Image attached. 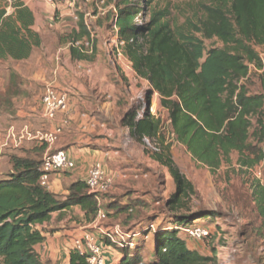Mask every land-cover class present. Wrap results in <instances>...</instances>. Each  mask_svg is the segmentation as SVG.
<instances>
[{
    "label": "trees",
    "instance_id": "1",
    "mask_svg": "<svg viewBox=\"0 0 264 264\" xmlns=\"http://www.w3.org/2000/svg\"><path fill=\"white\" fill-rule=\"evenodd\" d=\"M173 1L177 2L178 16L172 11ZM9 8L14 9L12 14H8ZM115 9L112 21L119 41L124 43L123 55L135 73L150 83L152 90L147 97L159 95L176 141L213 175L224 164L232 163L233 153L238 154L240 169L260 167L264 93L250 94L245 81L251 66L264 75V61L256 51L264 47V0H117ZM145 12L148 21L140 25L139 17ZM34 22L33 13L20 0H0V60H26L41 47L40 35L32 30ZM77 27L61 37V43H71L73 60L92 61L97 53L95 42L91 55L74 46L90 41L91 31L84 18ZM213 40L222 46L207 49L205 41ZM139 110L129 109L122 127L128 128L138 143L161 136V120L150 109L138 119ZM165 151L169 153L170 146ZM42 156L41 151L25 157L11 153V171L0 180V264H51L36 248L44 241L38 227L50 222L55 212L78 206L85 220L93 223L100 210L107 217L129 215L140 206L118 199L125 195H112L105 211L100 199L112 191L97 197L90 194L85 181L70 184L62 201L40 183ZM164 163L176 186L166 203L172 214L170 226L146 229V223L139 224L137 231L129 233L131 241L125 240L122 246L107 237L99 238L117 251L119 264H144L149 235L154 248L150 264H210L217 251L212 257L202 255L188 246L180 232L197 220L215 221L218 215L203 208L189 215L180 213L197 193L168 155ZM252 197L264 222V185L259 181L253 184ZM69 264H88L87 256L70 250ZM257 264H264V257Z\"/></svg>",
    "mask_w": 264,
    "mask_h": 264
},
{
    "label": "rangeland",
    "instance_id": "2",
    "mask_svg": "<svg viewBox=\"0 0 264 264\" xmlns=\"http://www.w3.org/2000/svg\"><path fill=\"white\" fill-rule=\"evenodd\" d=\"M39 1V0H37ZM117 0H58L55 4H46L53 6L65 2L74 4L70 20L62 18L58 11H54L52 15H48L47 28L44 32L45 49L58 50L61 44V37H66L71 33L80 18H84L88 24L91 35L94 36V42L97 46L99 54L103 55L101 61V77L106 78L110 85V94L112 101H117L118 109L116 112V125L121 124L124 114L132 108H140L138 112L143 116L150 109V113L159 118L162 122L161 136L151 140L153 148H158L160 152L150 150L144 146V143L138 145H130L131 147L124 154H131L135 164L141 165V170L145 173L150 170L146 178L139 177L134 180L133 186L135 189L130 190L126 194V201L138 203L140 206L135 209L134 213L129 215L110 214L107 219L100 222L102 227H116L127 234L124 239L131 241L132 235L129 234L132 230H136L139 224L146 223L145 228H157V226L169 227L171 220V212L167 209L166 203L174 194L176 186L171 178V175L165 166V156L168 155L173 163L178 167L180 172L192 182L197 195L188 202L187 208L180 213L189 215L203 208L206 213L211 212L217 214L218 218L215 221L197 220L190 227L204 228L209 233V238L202 241H195L188 237L184 232H180V236L187 241L191 249H195L204 256L212 257L213 251H217V258H213L210 264H257L264 257V222L259 217L255 202L253 201V184L259 181L264 185V167H257L253 171L240 169L237 163L238 154H232V163L224 164L220 170L213 175L208 168L200 165L193 159L187 149L176 141L171 128L168 113L160 105V97L158 94H153L147 97L152 90L148 81L140 78L133 70L131 62L123 56L122 48L118 44L117 30L113 26V15H115V3ZM183 7V3H180ZM172 2V8L175 16L179 15L176 12ZM76 18V19H75ZM65 19V24L62 25ZM148 21L146 12L139 17L140 25ZM53 24V27L49 26ZM92 43L84 40L83 43ZM207 49L212 47H221L222 45L216 40L205 41ZM69 49L71 43H67ZM80 47H83L81 45ZM84 48V51L91 53L90 48ZM256 51L260 54L264 61V47H257ZM100 77V78H101ZM19 80H17L18 82ZM245 85L252 95L264 93V75L262 70H258L251 66L250 76L245 81ZM20 90L12 89L10 86L0 95V108H5L7 98ZM146 98V104L142 102V98ZM110 101V100H109ZM143 109V110H142ZM144 112V114H145ZM120 131V129H119ZM124 139L121 137L118 144L121 146ZM170 146V151L167 153L165 148ZM122 151V150H121ZM10 155L8 152H3L1 157H4L0 164V180L8 177L11 171ZM161 155L162 158H157ZM146 169H148L146 171ZM153 173V174H152ZM143 176V174H142ZM128 191L126 189L124 193ZM114 194L109 193L104 195L101 202L103 209L106 211V204ZM103 196V195H102ZM119 194L115 197H118ZM125 196V197H126ZM124 198V197H123ZM121 202L122 197L118 198ZM142 204V206H141ZM92 228L86 232L93 234ZM137 231V230H136ZM135 231V232H136ZM151 235L147 236L148 242L143 251L144 264H150L152 256ZM124 240V241H125ZM117 251L109 250L107 258H111L108 264H119ZM117 256V257H115ZM214 257V256H213ZM115 260L117 262L115 263Z\"/></svg>",
    "mask_w": 264,
    "mask_h": 264
},
{
    "label": "crops",
    "instance_id": "3",
    "mask_svg": "<svg viewBox=\"0 0 264 264\" xmlns=\"http://www.w3.org/2000/svg\"><path fill=\"white\" fill-rule=\"evenodd\" d=\"M20 1L33 13L35 22L32 30L40 35L42 44L26 60H0V95L9 86L20 90L7 98L5 108H0V164L5 158L1 157L4 151L20 157L41 151L42 160L46 155L65 151L76 168L52 176L48 188L62 201L66 200L68 186L76 181H85L97 162L108 174L117 177L111 193L126 196L135 189L133 182L138 175L146 178L151 171L146 169L148 172L145 173L141 165L135 164L131 154L123 153L130 145H140L128 128L122 127L120 122L116 125L119 103L111 100L110 85L106 78L101 77L103 55L97 51L94 60L78 61L72 59L67 44L59 45L58 50H44L46 43L43 34L48 15L58 11L62 18L71 21L74 6L69 2L49 6L37 0ZM13 12V8L8 9V14ZM49 26L53 27V24ZM73 30H78V27ZM91 38L93 44L94 36L91 35ZM50 87L69 94V110L59 113L55 120L46 118L42 104L44 93ZM60 127L62 132L54 143L42 139ZM24 131L30 132L34 139H25L18 145L10 135L15 133L20 136ZM121 137L126 143L120 146L118 140ZM126 189L128 191L124 193ZM125 196L124 203L128 198ZM89 228L100 237L96 225L85 220V213L78 206L55 212L50 222L38 227L44 241L36 250L44 261L51 264H69L70 240L74 236H82Z\"/></svg>",
    "mask_w": 264,
    "mask_h": 264
},
{
    "label": "built area",
    "instance_id": "4",
    "mask_svg": "<svg viewBox=\"0 0 264 264\" xmlns=\"http://www.w3.org/2000/svg\"><path fill=\"white\" fill-rule=\"evenodd\" d=\"M46 4H55L58 0H39ZM72 3H70L71 5ZM74 6V4H72ZM116 14V9H114ZM116 20V18L114 19ZM115 30H117L115 28ZM117 34V32H116ZM119 46L121 48L124 46V43L118 40ZM83 45L85 48H90L92 50V43H82L76 42L74 46L77 48H81ZM142 102L146 104V98H142ZM42 104L45 109L46 118L49 120H55L57 115L61 112H67L69 110V94L66 91H59L52 87L47 88L44 96L42 98ZM143 110V109H142ZM143 115L145 109L142 111ZM142 114L138 116V119H141ZM63 126V125H62ZM62 127L57 128L53 134H49L44 136L42 139L44 141L54 143L57 140V137L61 134ZM10 137L16 141L19 145L20 141L25 139H34L32 134L28 131H24L22 135L16 136L15 133H12ZM153 139L144 138L143 143L144 146L150 150H155L156 152H160L158 148H153ZM262 156L263 160L260 167H264V143L262 145ZM76 168L74 161L70 158L67 152L58 151L53 154L46 155L41 163L40 171L41 178L40 183L45 188H50V184L52 182V176L57 174H65L67 172L73 171ZM253 171V170H250ZM116 175L108 174L103 168L102 164L97 162L90 169L88 176L85 180L88 190L90 194L96 195L97 197L105 194L109 191H112L115 185ZM107 219V215L103 210H100L97 214L96 220L93 222L96 225V229L100 233V237L109 238L112 243L117 244L118 246H122V242H124V237L127 236L119 226L106 229L99 225L101 221ZM188 237L194 239L195 241H202L209 236V233L204 228L199 227H186L182 229ZM70 250H75L81 253L82 255L87 256L88 264H108L111 258H107V252L109 250H113L111 247H106L100 240L99 236L96 234H91L85 232L82 236H74L70 240ZM117 260H119L117 258ZM115 261V263L117 262Z\"/></svg>",
    "mask_w": 264,
    "mask_h": 264
}]
</instances>
